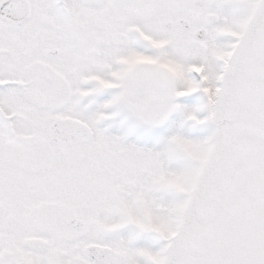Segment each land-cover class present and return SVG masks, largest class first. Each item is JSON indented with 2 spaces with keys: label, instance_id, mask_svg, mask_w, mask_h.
Returning a JSON list of instances; mask_svg holds the SVG:
<instances>
[{
  "label": "snow or ice",
  "instance_id": "1",
  "mask_svg": "<svg viewBox=\"0 0 264 264\" xmlns=\"http://www.w3.org/2000/svg\"><path fill=\"white\" fill-rule=\"evenodd\" d=\"M0 264H264V0H0Z\"/></svg>",
  "mask_w": 264,
  "mask_h": 264
}]
</instances>
